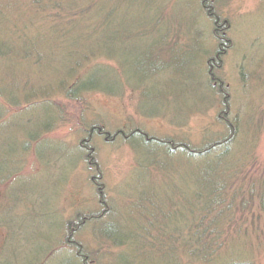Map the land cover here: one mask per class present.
Here are the masks:
<instances>
[{"label":"rangeland","instance_id":"obj_1","mask_svg":"<svg viewBox=\"0 0 264 264\" xmlns=\"http://www.w3.org/2000/svg\"><path fill=\"white\" fill-rule=\"evenodd\" d=\"M119 2L100 47L0 11V264H264V0Z\"/></svg>","mask_w":264,"mask_h":264},{"label":"trees","instance_id":"obj_2","mask_svg":"<svg viewBox=\"0 0 264 264\" xmlns=\"http://www.w3.org/2000/svg\"><path fill=\"white\" fill-rule=\"evenodd\" d=\"M29 1L30 3L31 2L32 3L30 5L28 4V8H26V6L24 5L22 6L24 0H0V11L5 10V9L14 10L15 6H16V9L22 8L26 10V15L28 18L36 19L37 20L36 22L39 24H42L45 26L48 25L53 31H55V33L58 34V36L61 39L69 41L75 46L85 41L86 43H90L91 46L95 45L96 47H100L104 40L101 35L102 30H104L106 27H114L118 25V23L116 22V17L120 11L121 2H119V0H29ZM203 1H205L206 3L208 0H203ZM204 8L205 10L209 12L211 17L213 16L216 17L213 10H211L212 6L211 8L210 7L208 8L204 4ZM213 19H215L214 21L215 37H217L218 40H220L219 41L220 46L218 47L219 49L216 50V54H215V59L219 60L224 55V51L228 47V44L226 43V40L224 39V37H222V32L224 29L222 28V26H224L223 23L220 24L218 22V18H213ZM13 28L18 32L20 31L19 29H17L18 27L13 26ZM209 74L211 76H214L211 71ZM90 90H94V89L92 88L86 89L84 87L82 88V87L76 86L75 91H77L78 93L74 91L71 96L75 98L77 95H79L80 92H85V91H90ZM93 129L95 130V132L94 130H92V132L89 133L88 138L83 141L85 145H87V147L90 146L92 142L91 139L93 138V135L95 133H97L100 136L103 135L101 126L100 127L95 126ZM134 133H135V136L145 137V135L139 131L134 132ZM118 134H121L124 136L123 132H119ZM139 138L141 141L145 142L146 144L148 143V145L159 144L161 147L165 148L168 152H169V147L170 149L174 148L175 150L177 149L181 150L183 153L187 155H191V152H192L191 150H188L185 146L177 145V144H174L173 142H169V141L164 142V141L156 140L154 138L147 140L146 137L145 139L143 137L142 138L139 137ZM230 142H231V135L226 136L223 141H219V142L215 141L214 143L207 144L206 147L202 151L201 150L198 151L199 153H197L196 151H193V153H195L193 154V156L199 159H203V161L209 160L212 158L223 160L225 159V157L221 156L220 149L226 148L224 151H227V148L229 147ZM89 152H92V149ZM217 152H218V155H216ZM7 162L8 161L0 159V169L4 167L5 163L7 164ZM92 162L93 161L90 160V156H89L88 163L92 165L91 168L93 167ZM207 162L208 161H205V163ZM4 174L5 172L0 170V180H2L1 178ZM93 179L95 181V179L97 178H93ZM97 184L98 183L96 181V185ZM98 189L99 191H102L100 187H98ZM207 210L208 208L206 207V209L204 210V213ZM106 213L107 212H104L103 214L105 215ZM100 217L101 215H98V214L96 216L91 215L89 217L78 216L76 218L77 220L74 224L75 227L73 230L75 231L78 227H80V225H86V224L95 225L96 223H100L101 222ZM204 220L205 222L207 221L206 218ZM202 222L201 223L203 225H201L200 223V226H199L202 229V231L194 230L195 234L192 237H188L190 239L189 240L187 239V240L190 246H193V245L200 246L202 248V251L200 253V258L202 257L206 259V256L208 255L207 254L208 248L210 250L211 248H213V244H214L213 241H211L210 239L213 236V234L210 233V230H211V227H214V226L212 225L213 224L212 220L209 223L210 225H205L204 221ZM5 223H6L5 216L4 218L0 216V228L4 226ZM100 230L103 235H107V236L111 235V237H113L114 239H116L117 237L116 235L117 231L114 230L113 225L102 227V224H101ZM116 240L120 241L118 239ZM120 242H121L120 244H122L124 241L123 242L120 241ZM209 244L210 246L207 247Z\"/></svg>","mask_w":264,"mask_h":264}]
</instances>
